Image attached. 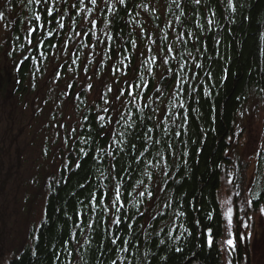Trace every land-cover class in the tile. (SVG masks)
I'll return each mask as SVG.
<instances>
[{"label": "trees", "instance_id": "16d2710c", "mask_svg": "<svg viewBox=\"0 0 264 264\" xmlns=\"http://www.w3.org/2000/svg\"><path fill=\"white\" fill-rule=\"evenodd\" d=\"M4 1L2 0L1 3H4ZM73 2L75 0H69V4ZM87 2L88 0H86ZM110 2L114 3L115 0H110ZM139 2L140 0H137V3ZM143 2L155 3V0H143ZM236 2V12H231L222 6L218 7L217 4L213 3L211 7L217 13L214 17L207 8L198 7L195 20H199L201 24L205 25L200 30L203 45H197L200 48L199 53L192 47L191 40L187 45L183 46L192 52L193 57L198 58L189 60L185 69L178 70L177 78L184 77L187 79L192 77L193 72L191 69L196 63L204 65L203 72L211 71L212 76L208 78L203 75L201 69H195L196 73H200V87L197 88L199 95L191 92L190 85L196 84L197 81L190 79L188 84L185 85L188 88L189 95L185 96L184 93H181L180 97L177 98V103H179V100H184L185 108L187 109L190 106L191 109L195 110L191 112V115L198 117L195 121H189L185 125L182 136H173L171 132L172 128L179 130V119L175 120V124L172 123L171 119L169 120V136L165 137V139L170 140L171 148L167 150L161 148L160 150L166 151V155L172 151L176 153L175 157L169 156L170 164L173 160L175 161V167L169 169L174 179L169 181V188L161 195L169 198L165 202H170L171 207L164 208L163 204H161L159 209L161 216H156V219L151 222V227L144 225L148 234L147 237L142 234L144 230H137L136 232V235H139L142 241L147 239L149 247L145 248L142 245L139 247L141 253L149 252L147 257L148 264H221V256L217 247L222 227L218 192L224 173L226 152L230 147L231 139L229 137L232 138L233 136L232 131L238 111L247 102L249 96L253 95V91L264 96V91H261V89H264V0H236ZM164 3L175 10V6L171 5V0H164ZM88 6L93 8V19L99 15L100 19L107 22L113 17V13L106 10L103 0H100L96 6H92L90 3ZM5 7L7 5L2 6L0 10ZM156 7L158 11L154 19H149L143 10H139L140 16L137 19L141 24L148 21L145 27L155 28V25H159L160 29L163 30L159 34L163 36L165 31H169L166 28L165 20H172L173 16L167 12V7L163 10L164 14H161L159 10L160 5L157 4ZM124 8L125 5L116 4V14L124 16ZM128 9L131 16H135V12L138 10L133 9L130 4ZM101 10H103L102 15H100ZM12 12L17 14L13 28L14 39L17 36L20 37L18 41L15 39L13 47L16 49L20 44H24L25 48L22 50L20 48V51L24 52L30 48V45L24 42L25 33L22 27L27 23L26 16L28 15V18H30L31 13L28 12L27 8L21 11L19 7ZM185 12L187 16H192L190 9H185ZM176 15H179V13L176 12ZM206 18H212L215 23L207 25ZM128 19L129 26L123 28L122 32L119 31V28L123 27V21H117L116 26L110 27H105L103 23L100 24L95 31L98 33L101 43L93 50L96 51L100 46L101 48L105 47L104 50L112 47L117 50L110 53L112 59L116 58L117 55L122 58L131 56L132 65H135L138 60L137 50H133L130 41L135 40L138 43L137 39L141 38V36L138 32V25L131 20V17ZM175 27L177 30L183 31L191 30L196 32L198 30L193 20H189L183 29H181L179 24ZM78 30L77 28L76 31ZM105 32H108L115 39L108 40L107 36L104 35ZM214 40H219V43L213 48ZM96 41L97 36L91 37V40L88 37H84L85 44L96 43ZM56 42V40H53V43ZM168 42L176 45V42L171 37H169ZM77 45L79 52H86L84 47L80 46L78 42ZM176 46L179 47V45ZM120 49H122V53L118 51ZM38 50L44 51L46 57L53 52V49L49 50L47 47ZM36 51L37 49L32 48V51L27 55L28 59L22 63L21 75L23 78L32 67L34 60H40L35 54ZM184 55L187 58V52ZM45 60L47 59L45 58ZM171 63L176 65L177 61L173 60ZM157 72H160L159 68H157ZM169 77L170 74L165 76V79ZM157 80H160L159 75L155 77V80L152 75L148 78V81H152L154 84ZM156 86L158 87L159 85L157 84ZM204 88L211 90V98L203 96ZM145 92L152 100L156 99L153 92H148L147 89ZM168 99L171 100L172 97ZM164 102V97H161L156 103L151 104V107L157 108V105L162 106ZM79 110L82 114V121L79 133L71 143L72 149L68 156L67 168L61 172L57 180L50 183L49 193L46 195L43 220L48 221V224L47 226H42L40 223L36 233L33 234L31 244L28 245L32 246V248L29 249L26 246L21 253L10 260L9 264H53L51 258V253L53 252L61 256L63 264H69L70 261L71 264H76L77 249L72 246H62V241L68 240L71 232H76L80 243L84 245L83 248L79 249V254L83 256L80 264H85V262L86 264H110L112 253L106 251L107 242L90 234L88 230H85L83 235H79L80 229L74 227V224L78 222L76 213L88 204L87 197L89 193L95 191L98 184H107V181L102 178L96 179L99 177V171L97 170L99 165L79 152V148L84 147L91 153V148L83 144L78 137L87 138L91 134L93 140L97 143H102L95 135L98 121L92 119L98 109L96 110L93 106H80ZM147 112L148 110L145 109V114ZM157 114H159V110ZM84 116H88V120H85ZM148 126L151 127L152 125L149 123ZM118 130L122 131L123 129L119 128ZM201 130L205 135H200ZM158 131L162 132V128ZM92 147H95V144H92ZM262 148L259 162L261 165L260 169L264 174V138ZM122 155L124 154L122 153ZM134 155H136L135 152L128 151L122 161L130 169L136 170L132 172L134 179L128 180V183L133 186L136 179L143 178L147 181L146 177L140 175L143 172V168L139 163L129 159V156ZM78 156L79 159H77ZM145 158L152 159V157L147 156V153L145 157L140 159L144 160ZM76 163L81 164L82 168L77 169L75 167ZM106 167V165H103V168L106 169ZM149 170L152 169L149 168ZM86 174L90 176V180L85 188L81 189L78 185L85 182ZM147 182L152 184V181ZM127 192L131 193L126 206L131 214L135 211L131 205L136 197V192L132 191L131 187L127 189ZM80 201H83V204ZM193 206L196 210H193ZM141 210H143L142 207ZM151 211L155 214L156 210L153 209ZM176 211H186L187 215L182 220L176 219L174 215ZM209 212L213 215L212 221L206 218V214ZM89 214L95 218V213L90 212ZM197 219L201 222L199 227L193 223ZM173 223L176 231H173L171 238H169L166 233H168ZM181 223L192 234L184 233L179 240H176L175 237L183 232V228L179 227ZM139 224L143 225L144 220L140 219ZM216 225H219L218 235H216ZM208 226L213 227L214 244L212 248H209L206 243ZM161 228H164L163 232H160ZM85 238H92L90 246L84 244ZM162 239L166 241L165 244L159 243ZM65 247L73 253L72 256L67 254L64 250ZM177 247L183 251L176 252L175 248ZM33 252H38V255H33ZM133 252H135V248ZM193 253L196 254L195 257H193ZM153 255H155L156 260H153ZM133 264H140L139 259L133 261Z\"/></svg>", "mask_w": 264, "mask_h": 264}, {"label": "snow or ice", "instance_id": "6c2138e0", "mask_svg": "<svg viewBox=\"0 0 264 264\" xmlns=\"http://www.w3.org/2000/svg\"><path fill=\"white\" fill-rule=\"evenodd\" d=\"M100 0H75V2L69 4V0H6L7 7L0 10V22H4L7 19V14L11 13L17 7L23 11L25 8L31 13V17H26L27 23L24 24V39L27 44L35 49H44L47 47L49 50L56 49V53H53L49 63L51 64V78L56 80L62 76V73L58 71L59 68L65 66L66 61L58 60V53H65V50L69 45L76 46L77 42L80 46L88 48L89 52L97 47L101 41L97 36L95 31L100 24H104L105 27L116 26L117 21H123V27L119 28L122 32L123 28L129 26V17L134 21L140 30L141 34V44H144V40L147 39L148 43L144 45L145 51H139L140 45L137 44L135 40H131V46L133 49L137 50V55L145 56L143 60H137L135 65H132L131 56H125L123 60L120 61V67L114 68L112 64H109L107 71H103L95 83L90 82L93 76H97V69L100 68L103 60L105 58L111 59L110 53L117 51L112 47H108V50L101 49L100 53L96 55L100 58L95 61L96 67L92 70L91 76H87L84 80L88 90L96 91L97 98L102 100L104 107L97 112L92 119L98 121L95 129V135L99 138L102 143H97L92 139L91 134L87 138L78 137L83 144L88 145L91 148V153L87 151L84 147L79 148V152L85 157L92 159L99 167V177L96 179H103L107 181V184H98L96 190L89 193L87 200L88 204L77 211L76 215L78 217V222L74 224L75 228L80 229L79 235H83L85 230H88L90 234L98 237L102 241L107 242L106 251L112 253V258H110V264H133V261L139 259L140 264H148L147 257L149 252H140V245L147 248L149 247L147 239L142 241L139 235H136L137 230H144L143 235L148 236L144 225L151 227V222L156 219V216H161L159 211L161 204L164 208H170L171 204L168 201V197H164L161 194L164 193L169 188V181L173 180V176L170 174V168L175 167V161L169 163V156L175 157L176 153L174 151L168 152L161 151L163 148L165 150L171 148L170 140L165 139L169 136V120L175 124V120L179 119L180 125L179 130L175 128L171 129L173 136H182L184 134L185 125L189 121H195L198 117H193L191 115L192 111L189 106L185 108V101L179 100L176 102L177 98L180 97L181 93L185 96L189 95L188 88L185 85L188 84L190 79H195L196 84L190 85L191 92L199 95L197 88L200 87L199 76L200 73H196L195 69H201L204 76L211 78V71L203 72L204 65L196 63L192 66L191 71L193 72L192 77L187 79L184 77L177 78V71L183 70L188 65L189 60H195L198 57H193L192 52L188 51L186 47H183L192 41V47L196 49L197 53L200 52V48L197 47L198 44L203 45V40L200 35V30L205 27L201 24L199 20H195V14L198 11V7L207 8L211 15L216 16V12L213 11L211 5L213 3L217 4L218 7H224L231 12L237 11L236 0H171V5L175 6V10L171 6H166L164 0H155V3H145L140 0H115V2H110V0H103L106 10L113 13V17L105 22L99 18L93 19V8L89 7L90 3L92 6L98 5ZM116 4L125 5L123 9L125 15L119 16L116 14ZM131 5L133 9H138L135 12V16H131L129 12L128 5ZM160 5L161 14H164V9L167 7V12L172 14V20H166L165 25L169 31H165L164 35L161 36L159 33L163 31L160 29L159 25H155V28L145 27L148 21L141 24L137 17L140 16V11L143 10L149 17V19H154L155 14L158 11L156 5ZM63 9V10H62ZM185 9H190L192 16L186 15ZM176 12L179 15H176ZM74 13V15H73ZM103 14V10L100 11V15ZM183 17V19H182ZM189 20L195 21L198 28L196 32L191 30L183 31L177 30L176 25L179 24L181 29L189 22ZM16 23V21H12ZM215 21L212 18H206V24L212 25ZM79 29L76 31V29ZM8 30L10 31L9 23L0 24V32ZM108 40H114L115 37L110 35L108 32L104 33ZM97 36L96 43H84V37ZM155 36V38H153ZM169 37H171L175 42L169 43ZM18 41L19 36L15 37ZM56 40V43H53ZM106 43V42H105ZM219 40H214L213 48ZM155 46V55H147V53L153 52V47ZM21 49L25 48L24 44H20ZM183 48V50H182ZM122 53V49L118 50ZM185 52H187V58H185ZM41 57H46L44 51H40ZM5 55H10V53L5 50ZM76 55L72 52H67V59L71 60L72 65L77 63L80 59L76 56L75 59L72 57ZM28 57L25 56L24 60ZM35 59V57H33ZM177 61L176 65H172L171 61ZM85 63H92L87 56L84 57ZM23 63V61H21ZM155 77L159 75L160 80L152 81L145 80L143 76H138L137 73L141 68ZM131 68V74L125 71V69ZM157 68L162 69V71L157 72ZM82 71L87 73L89 71L88 67H83ZM119 72L122 80L116 78V73ZM170 74L168 79L165 76ZM111 79L112 83L109 84L107 81ZM139 81V83L137 82ZM159 85L158 87L156 85ZM115 85V87H113ZM68 87L73 85L69 84ZM148 92H153L156 99L152 100L149 95L146 94L145 90ZM82 91V89H81ZM264 91V89H261ZM73 97L76 96L74 92ZM203 96L211 98L212 92L208 88L203 89ZM164 97L165 102L163 105H157V108H152L151 104L156 103ZM172 97L171 100L168 98ZM239 99V97H237ZM145 109L148 110L145 114ZM179 109V110H177ZM159 110V114L158 113ZM101 112L103 114H101ZM85 120H88V116H84ZM149 123L152 125L149 127ZM63 126V125H62ZM70 127V126H69ZM122 128L123 130H118ZM162 128V132L158 131ZM71 132L75 133L76 129L71 128ZM200 135H205L201 130ZM229 139H232L229 137ZM66 143V140H62V144ZM95 144V147H92ZM71 151V148L68 149ZM127 150V151H126ZM128 151L135 152L136 155L129 156L133 162H138L143 168V172L140 173L142 177H146L147 181H152L149 184L145 179H136L134 186L128 183L129 179H134L132 177V172L135 169H130L122 161ZM122 153L124 155H122ZM147 156L152 157V159L145 158L141 160V157ZM79 159V156L77 157ZM102 162V163H101ZM106 165V169L103 168ZM67 168V165L64 166ZM77 169H81L82 165L79 163L75 164ZM151 168L152 170H149ZM70 171V169H69ZM107 173V174H105ZM85 182L78 185L79 188H85L86 184L90 180L89 175H85ZM251 181L249 180V183ZM178 183V181H176ZM227 185H232L233 180L231 178L226 179ZM132 188V191L136 192V197L131 205L135 210L131 214L126 207L128 204V197L131 193L127 192L128 188ZM124 189V191H122ZM227 190V189H226ZM245 190L247 191V186L245 185ZM239 195V193H236ZM245 202L248 206H252L253 200L245 198ZM83 204V201H80ZM259 204V200H257ZM141 207L143 210H141ZM222 207L226 210L223 212V217L226 221V231L228 238L223 241V244L227 246L228 249L235 250L237 247V234L232 232L233 228V217L234 208L233 201L231 199H225L223 201ZM155 209V214L151 210ZM193 210H196L193 206ZM95 213V218L89 213ZM259 212L261 219L264 220V206L259 207ZM176 219L182 220L186 217V211H176L174 213ZM163 218V217H161ZM206 218L209 221L213 220V215L211 212L206 214ZM143 219L144 224H139V220ZM195 226L199 227L200 220L197 219L193 222ZM42 226H47L48 221L41 220ZM180 228H183V232L176 236L175 239L179 240L184 233H188L189 229L184 227L183 223L180 224ZM217 232L219 234V225H216ZM244 227H248L244 224ZM164 228L160 229L163 232ZM176 231L175 224L169 228L166 235L171 238L172 232ZM159 235V233H157ZM78 234L76 232H71L69 234V239L62 241V246H72L77 249V255L75 257L76 264H80L83 260V256L79 254V249L83 248L84 245L80 243L77 238ZM130 237V238H126ZM248 239L251 238L249 233ZM38 239V238H37ZM244 239V237H240ZM160 244H165V240H160ZM207 246L209 248L213 247L214 244V233L213 227H207ZM84 244L91 245L92 238H85ZM135 248V252L133 249ZM69 256L73 253L68 251L67 247L64 249ZM176 252H182L183 250L179 247L175 248ZM33 255H38V252H33ZM103 255V253H102ZM196 254L193 253V257ZM131 257V259H130ZM51 258L53 264H63L60 255L53 252L51 253ZM153 260H156L155 255H153ZM71 264V261L69 262ZM86 264V262H85ZM231 264V261H228Z\"/></svg>", "mask_w": 264, "mask_h": 264}, {"label": "rangeland", "instance_id": "374dc122", "mask_svg": "<svg viewBox=\"0 0 264 264\" xmlns=\"http://www.w3.org/2000/svg\"><path fill=\"white\" fill-rule=\"evenodd\" d=\"M1 2L2 0H0V8L7 5L6 0L4 3ZM16 16L17 14L11 12L7 14L6 21L0 22V24L9 23L10 27V31L0 32V57L3 61H5V50L14 49L15 33L12 21L17 19ZM138 32L140 34V30ZM137 40V44L140 45L139 51H145L144 45L148 43L147 39L144 40V44L140 43L141 38ZM24 42L27 41L24 39ZM152 47L153 52L147 55H155V46ZM32 48L30 46L24 53L20 51V47H17L19 60L24 61V57L32 51ZM104 48L100 46L96 51L89 52L88 48L84 47L86 52H79L78 45L75 47L69 45L65 53L57 54L58 60L66 61V64L58 69L62 76L56 80L51 78L52 68L49 63L56 49H53L47 60L45 57L41 58L38 54L40 50L37 49L35 54L40 60L35 59L24 76V88L29 92L20 96L11 95L5 109L1 110L0 107V264H9L12 258L31 244L34 231L44 218L45 200L50 183L60 177L65 169L64 166L68 164L70 154L68 149H72V140L78 135L82 121L80 106H93L99 111L105 106L103 101L97 98L96 91L88 90L84 83L85 78L91 76L92 70L96 67L95 61L100 58L96 54ZM69 51L76 54L72 59L76 56L80 57L75 65L67 59ZM85 56L92 63H85ZM119 57L117 55L110 60L105 58L97 69V76H93L90 82L95 83L100 74L107 71L109 64L114 68L120 67L123 58ZM145 58V56L138 57L139 60ZM85 66L89 69L87 73L82 71ZM125 71L131 74V68ZM115 75L117 79H123L119 72ZM137 75L143 76L145 80L151 76L143 67ZM107 83L111 84L112 80L109 79ZM69 84L73 86L68 87ZM74 92L75 97L72 95ZM253 92L236 116L235 132L230 141V147L236 153L226 154V159L236 166L238 172L231 167L228 172H224L227 178L233 180V184L227 185V178H222L218 192L222 227L217 247L221 264H228V261H231V264H264V220L261 219L259 212V207L264 206V195L263 199L259 200V204L258 199L254 201V205L258 207L256 209L253 204L248 206L245 202V198L252 200L253 194L254 196L258 194V190L264 192V174L255 164L263 149L264 96L256 91ZM24 106L26 112H23ZM21 107L22 111H20ZM71 128H75L76 132H71ZM62 140H66V143L62 144ZM10 153L15 161L8 160ZM21 159L22 163L18 165ZM10 165L13 167L10 168ZM250 186L255 188V191L250 192ZM226 198L233 201L232 232L237 234L235 250L228 249L223 244L228 238L226 221L222 215L226 210L222 207ZM244 224L248 227H244ZM249 233L250 239L247 238Z\"/></svg>", "mask_w": 264, "mask_h": 264}, {"label": "flooded vegetation", "instance_id": "af4514ba", "mask_svg": "<svg viewBox=\"0 0 264 264\" xmlns=\"http://www.w3.org/2000/svg\"><path fill=\"white\" fill-rule=\"evenodd\" d=\"M9 48V46H8ZM10 55H5V61L0 57V107L1 110H4L5 107L9 104V97L11 95L20 96L23 93H28L29 91L24 88V81L22 74V63L19 60V55L17 54L16 49L7 50ZM13 109V106H12ZM14 110V109H13ZM22 111V107L20 109ZM26 112V107L24 106V111ZM9 124V123H8ZM262 153V151H260ZM259 167V157L257 158L256 163ZM250 192L255 191V188L250 186ZM263 190H258V196L253 194V207L254 209L258 208L254 205L255 200H262L264 192ZM250 193L247 194L249 196Z\"/></svg>", "mask_w": 264, "mask_h": 264}, {"label": "bare ground", "instance_id": "6f19581e", "mask_svg": "<svg viewBox=\"0 0 264 264\" xmlns=\"http://www.w3.org/2000/svg\"><path fill=\"white\" fill-rule=\"evenodd\" d=\"M98 112H99V110H97ZM102 113V112H101ZM235 125H236V121H235ZM233 133L235 132V126L233 127V131H232ZM228 153H236L235 151H233L232 150V148L231 147H229L228 149H227V152H226V154H228ZM242 158V157H241ZM16 159V158H15ZM8 160H11V161H13L14 160V156L10 153V155H8ZM15 161V160H14ZM226 162H225V164H224V172H228L229 171V168L231 167V168H233L235 171H237L238 172V170L236 169V166H233L232 164H230V160L229 159H226L225 160ZM26 162V161H25ZM22 163V159L19 161V163H18V165H20ZM11 167H13V165H10V168ZM19 171V169H18V167H17V172ZM224 177H226L227 178V176L223 173V176H222V178H224ZM34 233H36V231H34ZM27 248H29V249H31L32 248V246H28Z\"/></svg>", "mask_w": 264, "mask_h": 264}]
</instances>
